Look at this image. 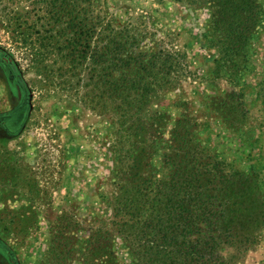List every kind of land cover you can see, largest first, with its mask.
<instances>
[{"label":"rangeland","instance_id":"374dc122","mask_svg":"<svg viewBox=\"0 0 264 264\" xmlns=\"http://www.w3.org/2000/svg\"><path fill=\"white\" fill-rule=\"evenodd\" d=\"M68 2L60 19L90 27L100 10L117 27L140 25L144 45H160L181 61L171 74L173 86L152 96L143 117L148 122L150 113L166 115L160 133L149 128L146 134V146L159 153L158 178L166 172L161 153L185 115L197 124L193 135L227 170L250 167L259 173L264 195V22L249 43L247 63L229 76L233 69L216 68L218 50L206 40L204 6L175 0ZM53 3L59 2L0 0V50L21 82L8 83L0 65V113L21 96L28 107L17 133L0 127V240L18 264H108L112 255L118 264H134L131 240L115 224L121 193L115 176L131 164L133 136L118 130L109 94H102L107 83L92 77L89 59L75 68L53 55L46 63L54 77L44 80L38 53L51 50ZM189 125L182 123L184 131ZM260 232L235 264H264V227ZM0 264H11L2 253Z\"/></svg>","mask_w":264,"mask_h":264},{"label":"trees","instance_id":"16d2710c","mask_svg":"<svg viewBox=\"0 0 264 264\" xmlns=\"http://www.w3.org/2000/svg\"><path fill=\"white\" fill-rule=\"evenodd\" d=\"M55 1L58 5L53 3L49 9L51 50L38 53L44 80L54 77L46 63L53 55L57 57L52 60H58L60 54L64 62L75 68L89 59L93 64L92 77L97 83H107L102 94H109L118 130L133 136L131 145L136 146V151L131 164L128 169H117L115 176L121 188L115 224L131 240L134 264H235L240 255L257 243L264 227L259 173L250 167L227 170L200 137L193 135L197 125L194 120L182 115L172 129L170 143L161 153L166 172L158 178L154 158L159 153L156 148L149 149L152 145L146 146V134L149 128L160 133L166 115L150 113L148 122L143 117L149 113L147 105L152 96L156 98L160 91L173 86L171 74L181 61L165 48L158 49L160 45H144L145 33L138 24L130 22L117 27L100 10L90 27L83 20H62L58 15L69 2ZM175 1L207 8L205 36L208 44L218 50L216 68L233 69L229 76L238 75L247 63L249 43L264 22V0ZM92 37L94 44L90 42ZM27 111L25 101V105L20 103L10 112L0 113V120L4 115H12L0 127L5 126L6 133H17ZM129 111H133L130 116ZM130 119L132 123L128 124ZM191 121L194 123L189 125ZM184 122L189 125L186 131ZM0 253L11 264H18L14 253L1 240ZM107 261L118 264L113 255Z\"/></svg>","mask_w":264,"mask_h":264},{"label":"flooded vegetation","instance_id":"af4514ba","mask_svg":"<svg viewBox=\"0 0 264 264\" xmlns=\"http://www.w3.org/2000/svg\"><path fill=\"white\" fill-rule=\"evenodd\" d=\"M1 58H3V60H0V65L2 67L4 75L7 78L8 83L17 82L18 85L21 86L20 78L18 77V75L16 73V69L13 66V64L11 63V61L9 59H7V58H4V57H1ZM5 60H6V62H4ZM24 100H25V98L21 96V99L19 100V102L14 107H12L11 109H9V110H7L5 112H10L11 110H13L20 103L25 105V101ZM11 118H12V115L10 113L7 114V115H4V116H2V118L0 120V123L2 125H6V123L9 122L11 120ZM3 129H5V126H4Z\"/></svg>","mask_w":264,"mask_h":264},{"label":"water","instance_id":"95a60500","mask_svg":"<svg viewBox=\"0 0 264 264\" xmlns=\"http://www.w3.org/2000/svg\"><path fill=\"white\" fill-rule=\"evenodd\" d=\"M0 55H1L2 57H4V58H7V54H5V53H3V52H1V51H0Z\"/></svg>","mask_w":264,"mask_h":264}]
</instances>
